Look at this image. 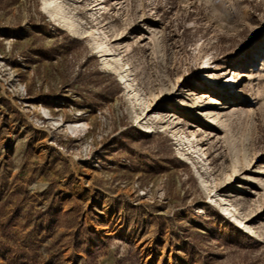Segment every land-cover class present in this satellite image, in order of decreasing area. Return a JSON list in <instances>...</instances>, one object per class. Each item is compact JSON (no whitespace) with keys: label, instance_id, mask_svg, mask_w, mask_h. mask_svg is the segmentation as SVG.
Here are the masks:
<instances>
[{"label":"rangeland","instance_id":"1","mask_svg":"<svg viewBox=\"0 0 264 264\" xmlns=\"http://www.w3.org/2000/svg\"><path fill=\"white\" fill-rule=\"evenodd\" d=\"M56 1L0 0V264H264V0Z\"/></svg>","mask_w":264,"mask_h":264},{"label":"bare ground","instance_id":"2","mask_svg":"<svg viewBox=\"0 0 264 264\" xmlns=\"http://www.w3.org/2000/svg\"><path fill=\"white\" fill-rule=\"evenodd\" d=\"M42 6L43 8L46 10V12L50 13L52 16H58L59 15V12L61 11V7L58 5L57 1L56 0H42ZM62 17L63 14H62ZM64 20L67 24H69L70 20L66 17H64ZM70 25V24H69ZM95 44H97V41H94ZM118 82H123V83H126L127 82V79L125 78V76L120 73L119 75V78H118ZM207 82H208V89L209 87L211 86V80L210 78H207ZM236 80L233 78V77H230L228 78V86H229V89L227 91H231V89L233 88V90L231 91L232 93L235 91V85H236ZM223 92L226 91V89L222 90ZM225 95V94H224ZM215 100V98H212ZM216 101V100H215ZM217 103V102H216ZM69 129L70 130H75L76 127L75 126H69ZM201 183L203 184L204 183V180H201ZM229 210H231L230 208L228 207H224V211L225 212H229ZM232 217L235 218L234 215H232ZM236 221H239L237 218H235ZM240 224L241 221H239Z\"/></svg>","mask_w":264,"mask_h":264}]
</instances>
